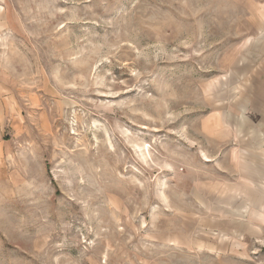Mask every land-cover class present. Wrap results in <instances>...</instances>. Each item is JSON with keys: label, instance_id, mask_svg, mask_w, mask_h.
<instances>
[{"label": "rangeland", "instance_id": "374dc122", "mask_svg": "<svg viewBox=\"0 0 264 264\" xmlns=\"http://www.w3.org/2000/svg\"><path fill=\"white\" fill-rule=\"evenodd\" d=\"M0 264H264V0H0Z\"/></svg>", "mask_w": 264, "mask_h": 264}]
</instances>
